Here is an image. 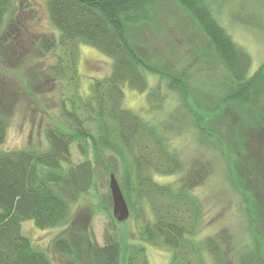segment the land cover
Wrapping results in <instances>:
<instances>
[{"label":"trees","instance_id":"1","mask_svg":"<svg viewBox=\"0 0 264 264\" xmlns=\"http://www.w3.org/2000/svg\"><path fill=\"white\" fill-rule=\"evenodd\" d=\"M173 1L194 21L193 26H185V45L188 52L201 55L206 69L205 93H215L223 108L219 116H205L206 124L201 116L198 125L197 113L188 105L191 96L187 74L184 80L182 72L163 73L159 70L163 60L146 59L142 53L135 29L151 20L163 0H46L47 18L58 37H41L38 46L41 52L56 54L47 73L62 86L60 124L45 128V146L41 149L0 151V264H52L46 253L22 234L21 222L31 220L39 229L66 226L71 205L95 190L101 175L114 173L115 169L129 214L141 222L138 233L142 241L172 250L169 264H206L208 257L214 264H222L224 250L216 239H193L200 208L192 192L153 181L154 173L171 176L181 168L177 153L169 149L165 126L154 125L126 109L121 87L126 84L145 92V72L163 76L168 88L185 100L199 137L198 145L220 155L223 170L232 182L234 174L229 163L236 164L242 153L237 148V155L228 151L222 138L232 127L240 128V139L245 136L242 126L253 133L264 132V65L249 74L248 54L215 17L224 6L229 16L246 22L237 16L242 9L250 11L247 1L235 3V7L228 0ZM14 4V0H0V34L8 23L18 25L16 19H9ZM196 34H200L197 40ZM80 45L99 51L111 61L109 76L93 81L90 94L84 98L77 94L76 86ZM187 64L185 61V67ZM211 110L205 109L207 114ZM226 110L228 116H236L238 124L229 121ZM6 128V119L0 114V143L5 139ZM73 148L81 158L76 162ZM200 160L190 170V181L201 180L207 170ZM206 163L208 168L212 166L211 162ZM239 168L246 173L245 168ZM247 169L250 171L246 175L251 177V169ZM253 175L256 177L257 173ZM108 218L103 244L98 245L93 236L88 238V264H122V240L115 219L110 214ZM53 248L64 256L73 253L70 242L62 236L54 240ZM237 253V264H264L259 244L253 240ZM125 264H145L144 248H133Z\"/></svg>","mask_w":264,"mask_h":264},{"label":"rangeland","instance_id":"2","mask_svg":"<svg viewBox=\"0 0 264 264\" xmlns=\"http://www.w3.org/2000/svg\"><path fill=\"white\" fill-rule=\"evenodd\" d=\"M240 1L228 0V3L232 2L231 6L235 7V3ZM246 1L250 11L248 8L246 11L242 9L237 16L241 20L247 19L246 22L229 16L224 6L215 13V17L235 44L248 54L251 62L249 74H252L264 65V0H242L243 3ZM14 2L9 19H16L18 25L8 23L0 34V114L4 115L7 123L0 151L41 149L45 146V128L49 124H60L58 107L62 86L47 73V68L56 61V54L41 52L38 46L41 37L49 36L54 40L58 37V32L47 18L46 0ZM155 12L149 22L135 29L143 48L142 53L146 59L163 60L162 65H159L163 73L178 75L182 72L184 80L187 74L186 84L191 96L188 105L192 111H196L198 125L201 116L206 124L205 116H219L223 108L215 93L210 96L205 93L203 83L206 69L201 55L187 51L185 26H193L194 21L173 0H163ZM248 15L250 18L254 16V19L251 20ZM194 38L197 40L200 34ZM185 61L189 62L186 67ZM75 67L78 76L77 94L84 98L90 94L93 81L109 76L111 61L99 51L80 45ZM145 78V92L126 84L121 87L123 106L145 121L165 126L169 149L177 153L181 162L178 172L171 176L154 173L153 181L161 186L188 188L192 192L200 208L199 224L193 239L197 242L209 237L216 239L224 250L222 264H237V252L250 240L259 244L264 258V173L261 174L264 171V132L253 133L242 126L245 131L243 139L237 135L240 128L236 127H232L225 137L222 136L228 151H233L234 155L242 153L236 164L232 161L229 163L234 174L231 182L227 171L223 170L220 155L198 145L199 137L193 128L192 116L186 110L185 100L179 99L168 88V81L163 76L145 72ZM207 108H212L208 114L205 111ZM214 110L221 111L214 114ZM228 115V111L225 112V116ZM228 117L231 123L238 124L236 116ZM73 159L75 162L81 159L74 148ZM199 159L207 170L201 180L192 178L190 181V170ZM206 162H211L212 168H208ZM239 167L245 168L246 173ZM247 167L251 169V177L246 175L250 171ZM254 172L257 173L256 177ZM110 175L116 178L118 172L115 169L114 173L101 175L96 180L95 190L89 191L71 205L66 226L39 229L31 220L21 222L22 234L35 248L46 253L52 264H88V238L93 236L98 245L103 244L108 215L112 216L108 189ZM143 208L148 209L146 205ZM130 215L123 222L115 221L122 240V264L137 246L144 248L145 264H169L172 250L142 241L138 233L141 222L135 221ZM60 236L70 242L72 255L64 256L54 250V240ZM206 264L214 263L208 257Z\"/></svg>","mask_w":264,"mask_h":264},{"label":"water","instance_id":"3","mask_svg":"<svg viewBox=\"0 0 264 264\" xmlns=\"http://www.w3.org/2000/svg\"><path fill=\"white\" fill-rule=\"evenodd\" d=\"M108 189L112 201V216L116 222L120 223L129 218V209L127 207L123 193L113 175L109 176Z\"/></svg>","mask_w":264,"mask_h":264}]
</instances>
